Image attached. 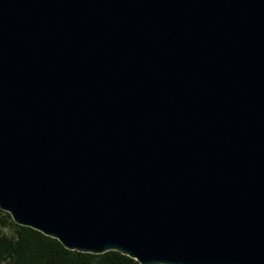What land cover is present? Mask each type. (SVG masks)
I'll return each mask as SVG.
<instances>
[{
  "label": "water",
  "instance_id": "1",
  "mask_svg": "<svg viewBox=\"0 0 264 264\" xmlns=\"http://www.w3.org/2000/svg\"><path fill=\"white\" fill-rule=\"evenodd\" d=\"M0 211L79 253L264 264V0H0Z\"/></svg>",
  "mask_w": 264,
  "mask_h": 264
},
{
  "label": "trees",
  "instance_id": "2",
  "mask_svg": "<svg viewBox=\"0 0 264 264\" xmlns=\"http://www.w3.org/2000/svg\"><path fill=\"white\" fill-rule=\"evenodd\" d=\"M9 227L13 235L0 234V264H138L118 252L101 256L67 250L55 239L14 224L0 211V228Z\"/></svg>",
  "mask_w": 264,
  "mask_h": 264
},
{
  "label": "rangeland",
  "instance_id": "3",
  "mask_svg": "<svg viewBox=\"0 0 264 264\" xmlns=\"http://www.w3.org/2000/svg\"><path fill=\"white\" fill-rule=\"evenodd\" d=\"M0 234L11 236L13 235V229L12 228H0Z\"/></svg>",
  "mask_w": 264,
  "mask_h": 264
}]
</instances>
